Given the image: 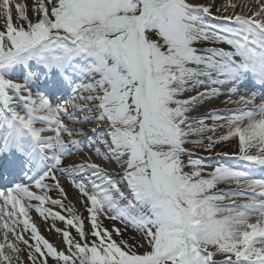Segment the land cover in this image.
<instances>
[{
    "label": "snow or ice",
    "instance_id": "1",
    "mask_svg": "<svg viewBox=\"0 0 264 264\" xmlns=\"http://www.w3.org/2000/svg\"><path fill=\"white\" fill-rule=\"evenodd\" d=\"M214 6L32 0L30 17L26 2L0 0V264L25 252L30 264H264V0ZM221 95L237 107L193 115ZM85 124L111 170L87 154L66 163ZM233 141L211 171L187 147ZM63 178L86 217L65 206Z\"/></svg>",
    "mask_w": 264,
    "mask_h": 264
},
{
    "label": "bare ground",
    "instance_id": "2",
    "mask_svg": "<svg viewBox=\"0 0 264 264\" xmlns=\"http://www.w3.org/2000/svg\"><path fill=\"white\" fill-rule=\"evenodd\" d=\"M233 1H234L235 3L237 2V0H233ZM201 2H207V0H201ZM224 3H225V0H215V6H214V7H216V6H219V7H220V6L223 5ZM214 7H213V8H214ZM213 8H212V9H213ZM221 9H223V8H221ZM231 11H232V10L229 8L227 13L224 12V11H222V12H224V14L226 13V15H227V14H229ZM236 11H237V12L241 11V9H240L239 6L237 7ZM220 15H222V14H220ZM226 99H227V98H225V99H220V98H219V100H218L217 102L212 101L211 103L213 104V103H221V102H223V103L220 104V105H222V104H225L224 101H225ZM233 99H235V98L233 97ZM220 105H219V106H220ZM207 106H208L209 109H211V108H218V107H219V106H213V107H211V106H209V105H207ZM218 123H223V121L218 122ZM89 126H90L89 124H85V125H76V127H78V128H82L83 131L87 134L88 139L85 138V140H84L85 143H88L89 139H91V133L89 132V129H90ZM219 130H221V129H217V132H218ZM80 138H82V137H80ZM80 138H79V139H80ZM195 138H196V137H193V139H195ZM187 147H189V145H188ZM189 148H190V147H189ZM223 153H225V151H224ZM227 153L231 154L232 152H227ZM85 154H87L89 157H91V160H92V161L94 160V157H93L91 154H89L88 151H85V150L83 149V150H81L80 152H76V151L74 150V151H73V154H72L71 156H69L68 158H66V163H80V162L82 161V159L85 158ZM95 163H97V164H101L102 167L108 168L109 170H111L112 168L115 167V164H111V165L108 164V165H105V163L102 162L101 160H99V161H97V162H95ZM65 182H66V181H65L64 179L61 180L62 185H63L64 188L66 189ZM49 195H50L52 198H59L57 192H55V191H50V192H49ZM229 202H230V201H224V203H229ZM240 202H241V203H242V202H245V200H244L243 198H239V199L236 200V203H240ZM64 203H65V206H66V207H69L68 204H70L71 207L76 208V206H75L76 203H75V202H72L70 198H67V199L64 201ZM46 206H47V207H52L51 205H46ZM53 210H54V211H61V209H59V208H54ZM62 214H63V212H62ZM30 215L32 216V219L35 221V223H36V225H37V227H38L40 233H41L46 239H48L51 243H53L55 246H57L58 248L61 247V239H62L61 236H60L58 233H56L54 230H51V231L49 230V229L52 227V225H53V221H52L51 219H49V220H47V222H45V220H44L43 218H41L40 216H37L38 214H37L34 210L30 212ZM252 219L254 220L255 217L253 216ZM57 222H59V221H58V220L55 221V228H58V226H57ZM25 238H27V235L25 236ZM21 247H23V245H21ZM22 258L24 259V264H30V261H28V259H27V253H26V252H25V253H22ZM49 264H52V261H51V260L49 261Z\"/></svg>",
    "mask_w": 264,
    "mask_h": 264
},
{
    "label": "rangeland",
    "instance_id": "3",
    "mask_svg": "<svg viewBox=\"0 0 264 264\" xmlns=\"http://www.w3.org/2000/svg\"><path fill=\"white\" fill-rule=\"evenodd\" d=\"M22 2H26L28 4V8H29V13L28 14L31 17L32 16V12H31L32 0H22ZM240 2H241V0H237L236 3L239 5ZM216 7H219V6H216ZM216 7H214L212 9V12H213L214 15H220V14L226 15L227 12L224 14V12H222L223 9H221V11L219 13L216 12ZM213 105L214 106H218V105H220V103H214ZM204 109H207V106H205L204 108L200 109L199 111H203ZM226 130L227 129L220 130L218 133L220 134L222 131H226ZM193 148H194L193 150L196 151V153H194V154H198V156H200L199 154L209 153V152L203 151V149L201 147H199V146H194ZM215 151H219V152H224V151L225 152H234V151H236L235 142L233 141V142L222 143V144H220L219 146L216 147ZM67 189L71 193L72 198L74 200H76L77 211L80 214V212L83 209V206L81 207V203L79 202V195H77L75 193V190L70 185H67ZM83 213H85V217H86V211H85V209H84V212ZM87 224L88 223L86 221L85 222V228H86V230H88L89 227H90V225L89 224L87 225ZM112 224H115V226L117 228H123V225L119 221L104 220V226L105 227H110ZM59 227L63 228L64 227V224L63 223L62 224H59ZM71 231H72L73 235H75L74 230H71ZM134 236H137V234L134 231H132L131 229H128L126 231V233H125V237L124 238L127 239L130 244H134V243H136V240H133L132 239V237H134ZM139 251H143V249H140Z\"/></svg>",
    "mask_w": 264,
    "mask_h": 264
}]
</instances>
